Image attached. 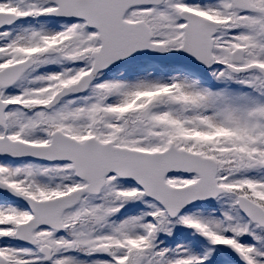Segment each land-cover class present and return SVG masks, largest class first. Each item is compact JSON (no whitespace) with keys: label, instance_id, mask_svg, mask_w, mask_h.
I'll return each mask as SVG.
<instances>
[{"label":"snow or ice","instance_id":"1","mask_svg":"<svg viewBox=\"0 0 264 264\" xmlns=\"http://www.w3.org/2000/svg\"><path fill=\"white\" fill-rule=\"evenodd\" d=\"M0 264H264V0H0Z\"/></svg>","mask_w":264,"mask_h":264}]
</instances>
